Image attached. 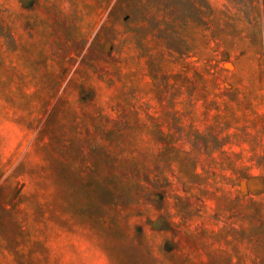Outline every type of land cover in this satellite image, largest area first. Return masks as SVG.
<instances>
[{
	"label": "rangeland",
	"instance_id": "obj_1",
	"mask_svg": "<svg viewBox=\"0 0 264 264\" xmlns=\"http://www.w3.org/2000/svg\"><path fill=\"white\" fill-rule=\"evenodd\" d=\"M0 264H264V0H0Z\"/></svg>",
	"mask_w": 264,
	"mask_h": 264
}]
</instances>
